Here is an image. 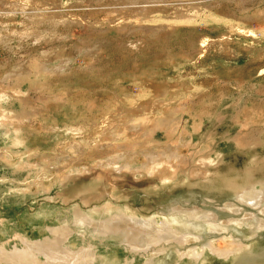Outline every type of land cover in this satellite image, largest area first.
<instances>
[{
  "label": "rangeland",
  "instance_id": "374dc122",
  "mask_svg": "<svg viewBox=\"0 0 264 264\" xmlns=\"http://www.w3.org/2000/svg\"><path fill=\"white\" fill-rule=\"evenodd\" d=\"M60 1L0 0V247L59 240L67 253L92 244L97 264H264V212L226 183L264 181V0ZM61 56L74 57L56 73ZM79 138L84 150L69 151ZM116 154L128 169L107 164ZM120 207L177 233L132 252L123 232L76 222Z\"/></svg>",
  "mask_w": 264,
  "mask_h": 264
},
{
  "label": "bare ground",
  "instance_id": "6f19581e",
  "mask_svg": "<svg viewBox=\"0 0 264 264\" xmlns=\"http://www.w3.org/2000/svg\"><path fill=\"white\" fill-rule=\"evenodd\" d=\"M35 1H37L38 7H41V8L46 7V6H48V8H49V4H52V6L55 5L57 8H59L62 5L60 0H51V2H48V3H45L46 2L45 0H43V1H45L44 3H42L40 0H35ZM140 6H142V5H140ZM127 7H128V5H127ZM33 8H36V9L33 10ZM33 8L30 11L28 10V8L27 9L25 8V10H28L30 12L29 15H32V17L29 16V18L30 17L34 18V19L37 20V22L38 21H42V19L44 18V15L42 13H40L39 9H37V6L33 7ZM80 8H82V7H79V9ZM43 10H44V8H43ZM25 13H28V12H25ZM25 13H24V15H26ZM57 15H60V14H57ZM25 19H28V18L26 17ZM51 20L53 21L54 19L52 18ZM55 20L58 21V23H60V24H65V20H64L63 16L58 17ZM1 39H4V38H2V36H0V40ZM73 57L74 56H66V57H62L60 59H57L54 63H51V68L56 73L63 72L64 70H67V68H69L70 64H72ZM19 69H21V72L28 70L27 66H21ZM11 72L13 73V69L12 70H8L7 74H11ZM3 80H4V78H3ZM109 117H110L109 115L105 116L104 120L107 121L109 119ZM141 124L142 123H140V122H135V123L133 122L130 125V128L137 129L138 127H136V126H141ZM113 136L116 137V134L114 133ZM83 145L85 146L86 144H84L82 142V138L74 139V141L70 144V147H68V150L71 151V152L75 151V150L81 151V150H84V146ZM167 150H169V149H167ZM155 151L156 152L153 151V152L146 153L147 156H148V160L151 159V161H153L154 164H155V162L158 163L157 161L160 160V151H157V150H155ZM177 154H178L177 148L174 147V148H171L169 150V152L165 156L166 157H171V158L172 157L177 158V156H178ZM107 160L108 161L105 160L107 162V164H109V165L113 164L115 166V168L118 169L119 171L121 169H128L129 165H130L129 161H128V157L125 156L124 154H116L114 156H109L107 158ZM102 163H104V162H102ZM226 183H230L231 184L230 187L233 190H235V192L237 194V198H238L239 201H241L242 203H245L248 206H252L254 208L256 207V208L262 210L261 212H264V181L248 183V184H246L244 186H238L237 184H233L231 182H226ZM107 207H105L106 210H104V212H106V211L109 212ZM227 207H229L231 209H237L236 208L237 206L235 204H227ZM93 209H96V208L93 207ZM111 210L112 209L110 208V211ZM117 211H118V213L116 211L115 212H110L109 213L110 215L108 217H106V218L105 217L96 218L94 216V213H93L94 211L88 212V213L77 212L78 214H75L76 222H78V223H80L82 225H84L86 223L87 224L90 223V225L94 226L95 229L96 228L99 229V230H97L99 233H106V232H108V233L109 232L117 233L119 231L123 232L124 233L123 240H124V242L127 243V245H129L130 250L132 252H135L137 250H146V248H148L151 245L155 244L160 239H163L164 237H168V236H164V234H166V233H168V234H170L172 232L177 233V229H175V227H173V224L171 223V221L167 217H160V214H158V213H155L154 215H151V216H146V215H141V214L136 213V212H132V211L128 210V208H126V207H125V209H122L120 207V209H117ZM175 212L183 214L184 216L186 215L187 218L189 217V219L190 218H194V217H199V216H203L204 220L206 219L205 218L206 213H204V212H200L202 214H198L199 211L195 212V210L194 211L182 210L181 208H178V207H177ZM251 213H253V215ZM100 215H101V213H100ZM248 215L254 217V218L249 219V220L252 221V223H253L252 226L254 228H256V224H258V222L260 221L258 218L255 217L256 213L254 211H252L249 214H246V216H248ZM208 217H209V215H208ZM195 221H196V219H195ZM233 221L234 222L236 221L237 224L239 223V225L242 224V221H240L238 219H235ZM208 223L210 224L209 227L212 228V229H216V230H222L223 229L220 226L214 224V222H212V221H209ZM203 224L205 225L204 222H203ZM258 225H260V227L263 226V224H261V222H259ZM61 230H63V229H61ZM58 231H60V229L57 230V232ZM70 233H71V231H70ZM58 234H59V232H58ZM62 234L63 233H61V235ZM65 234H66V232H65ZM101 235H103V234H101ZM29 241L25 240V242H26V247L25 248H22V249L14 248L13 251H6L3 247H0V261L4 262V264H97V263H99V259L100 258L98 259L97 252L93 250L95 247H93L92 244H88L87 246L85 245L86 247H84V249L81 250V251L78 249L80 252L79 251L77 253H74V252L69 253L68 252L69 253L68 254L67 250H70V248L69 247L67 248L66 246L63 247L62 246V242H60L59 240H55L54 242H50L52 240H50V241H42V240H40V241H37V242H31V241L29 242ZM23 245H25V244H23ZM72 251H74V250H72ZM200 252H202V251H200ZM194 254H195V252H194ZM40 256H43L44 259L40 258ZM153 260H154V258H149V260H147V262L148 263H152Z\"/></svg>",
  "mask_w": 264,
  "mask_h": 264
}]
</instances>
